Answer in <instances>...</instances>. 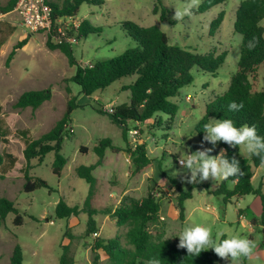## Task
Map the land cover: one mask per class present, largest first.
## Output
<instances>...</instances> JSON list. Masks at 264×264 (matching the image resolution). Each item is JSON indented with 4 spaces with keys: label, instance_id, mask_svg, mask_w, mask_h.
Here are the masks:
<instances>
[{
    "label": "rangeland",
    "instance_id": "obj_1",
    "mask_svg": "<svg viewBox=\"0 0 264 264\" xmlns=\"http://www.w3.org/2000/svg\"><path fill=\"white\" fill-rule=\"evenodd\" d=\"M203 1L199 0L191 16L182 19L175 17V10L181 9L186 0H103L102 4L84 2L81 5L77 18L87 19L100 28L73 44L74 56L84 66L117 56L135 44L124 29L123 22L128 20L143 26L158 25L172 43L196 49L201 54L212 50L228 51L226 61L216 75L194 70V82L183 87L174 98L180 109L172 123L154 119L136 124L128 122L134 132L128 131L126 138L123 128L107 111L120 103L130 102V90L123 86L134 81L136 76L116 81L86 96L81 92V86L72 80L76 66L70 65L62 51L47 46V33L31 32L23 27L14 11L0 13V38H7L0 50V132H7L0 133V150L11 152L18 159L12 170L5 172L0 168V197L13 200L24 217L21 225L14 223V213L0 219V264H11V256L18 244L23 248L22 264H61V246L70 242L76 264H105L108 255L104 250L93 248L94 238L108 240L120 236L125 242L126 228L119 226L116 218L104 210L113 211L128 196L141 199L151 189L161 200L158 225L165 235L179 234L189 214L194 213L192 218L197 223L212 225L214 234L222 230L225 238L230 234H242L255 241L256 247L250 257L234 262L223 258L218 264H264L261 199L246 195L226 202L222 195L215 193L222 179L189 183L186 177L191 173L173 158L175 155L179 160L189 149L195 151L205 147L213 148L209 155L220 153L219 142L213 145L203 140L206 133L199 123L205 115L206 105L228 89L241 54L242 36L235 31L234 23L243 0H226L200 13L198 8ZM7 2L0 0V6ZM223 10L226 12L224 21L212 34L210 24ZM26 37H29L28 43L17 51L8 65L7 57L13 46ZM263 74L264 70L257 82L258 89H264ZM45 88H51L52 98L38 109L15 107L18 97L26 90ZM74 97L78 106L71 114L72 132L65 137L61 150L67 164L61 175H57L53 171L54 152L43 159H33L31 174L45 179L49 187L25 191L26 138L21 131L28 130L33 139L49 131ZM182 133L186 135L180 138ZM105 139L112 142L106 148L102 163L94 170L97 183L87 206L85 200L90 184L77 175L76 168L96 163L99 156L95 147ZM140 145L144 146L146 160L150 163L136 171L133 154ZM83 147L87 148L85 152ZM240 151L243 157L250 156L245 145H240ZM253 183L255 187L262 184L264 192V163L254 167ZM174 186L186 191L192 189L193 196L184 201V217L177 206L179 191ZM228 186L233 188L232 183ZM62 199L71 206H79V214L68 220L56 218V206ZM90 209L98 212L93 214L95 228L91 237H86ZM70 236L74 238L70 239ZM169 238L179 243V236Z\"/></svg>",
    "mask_w": 264,
    "mask_h": 264
},
{
    "label": "trees",
    "instance_id": "obj_2",
    "mask_svg": "<svg viewBox=\"0 0 264 264\" xmlns=\"http://www.w3.org/2000/svg\"><path fill=\"white\" fill-rule=\"evenodd\" d=\"M53 8L54 18L77 17L81 5L84 2L91 4H102L103 0H48ZM226 0H204L198 11L203 13L212 7L224 3ZM18 0H8L0 6V13L13 11ZM225 10L213 19L210 24V32L216 33L225 18ZM264 0H243L237 11L234 29L242 36L241 54L237 61V69L233 74L228 89L211 100L206 105L200 127L203 128L210 118L232 119L237 127L257 126L259 135L264 136V89L257 88L262 71L264 70ZM124 29L135 42L121 54L98 59L89 65L78 63L73 53V45L67 42H58L57 26L48 33L47 46L51 49H59L68 58L70 65L76 66V72L72 80L81 86V92L86 96H91L99 90H103L112 83L127 77L136 76L131 83L124 85V89L130 90V102H123L112 110L107 111L111 119L119 124L123 130L125 138L130 130L128 122L143 123L154 119L156 121L167 120L173 122L178 114L180 105L174 100L179 95L181 89L190 85L195 80L194 70L208 72L216 75L220 67L225 63L228 51L218 53L215 50L206 54L196 52L179 44L172 43L169 36L158 26H143L135 21H125ZM100 31V28L93 26L89 20L81 19V25L77 30H72L70 35H76L78 39L87 37L91 33ZM255 38V47L249 48L248 43ZM6 37L0 38V50L6 42ZM29 41V37L19 40L7 57L9 65L19 49H22ZM264 77V74H263ZM52 98L51 88L39 90H26L17 99L15 107L38 109L44 102ZM243 103L239 110H231L229 105L232 102ZM78 106L76 98H72L63 116L56 122L53 128L43 133L38 138H30L28 130L21 131L25 136L26 146L24 155L26 165L24 174L26 182L24 190L34 191L37 188L49 187L48 182L41 177H33L31 161L35 158L43 159L50 152H54L53 171L61 175L67 158L61 154L65 137L72 132L71 114ZM2 104L0 101V112ZM158 123V122H157ZM6 134L5 130L0 132ZM5 142L8 140L3 138ZM111 139L100 141L95 147L98 153V160L92 165H79L76 168L77 175L85 179L90 184V192L85 200L89 206L90 200L95 192L97 176L94 174L95 168L100 165L105 158L107 146L111 145ZM221 150H226L229 157L235 155L240 160L242 174L237 177H229L223 180L216 189L217 195H222L226 202H231L234 197L255 195L261 199V223L264 226V192L262 184L255 187L253 183L254 167H259L264 163V153L261 155H251L243 157L240 145L232 147L224 141H219ZM83 152L87 150L83 147ZM223 154V153H221ZM135 170L140 171L149 164L145 157L144 146L140 145L133 154ZM173 158L177 161L175 155ZM18 159L11 152L0 150V168L5 172L12 170ZM229 183L233 184L230 188ZM179 191L177 206L180 209L181 217L185 216L184 201L193 196L192 189L183 190L179 186H174ZM162 210L161 200L156 197L154 189H151L146 196L141 199L126 197L121 204L113 211L105 209L106 213H111L117 220V224L126 228L124 233L125 242L120 236L108 240L94 238L93 248L104 250L108 258L105 264H150L155 259H160V264H218L223 259L214 250H203L199 255L192 256L186 248L179 247V243L172 238L164 239L165 231L159 227V218ZM79 206H71L62 199L56 206V218L68 220L72 216L78 215ZM90 219L87 236L95 228L93 214L98 210L90 209ZM14 213V223L21 225L24 217L14 201L2 196L0 197V219L4 220ZM97 232V231H95ZM98 233V232H97ZM74 236H70V239ZM84 238V237H83ZM225 238V237H223ZM60 256L61 264H76L75 251L71 242L64 244ZM99 259V258H97ZM24 260L23 248L18 244L14 248L11 256V264H22Z\"/></svg>",
    "mask_w": 264,
    "mask_h": 264
},
{
    "label": "clouds",
    "instance_id": "obj_3",
    "mask_svg": "<svg viewBox=\"0 0 264 264\" xmlns=\"http://www.w3.org/2000/svg\"><path fill=\"white\" fill-rule=\"evenodd\" d=\"M198 2L199 0H186L181 9L175 10V17L182 19L184 16H191ZM255 44L254 38L249 41L248 47L253 48ZM242 107L243 103L237 104L234 101L229 105L231 110H239ZM203 127L206 133L203 140L212 142L213 145L216 142L224 141L232 147L245 145L247 152L251 155L264 153V136L258 134L255 124L237 127L230 118H211ZM184 135L186 134L182 133L180 138ZM212 151L213 148L205 147L195 151L189 149L184 152L185 155L180 158L179 162L186 172L191 173L186 177L189 183H199L209 178L228 180L229 177H237L242 174L240 160L235 155L229 157L226 150H221L217 155H209L208 153ZM193 214H189V218L179 234L169 233L165 235L164 239L179 236L178 246L186 248L192 256L199 255L201 251L208 249L214 250L219 257L232 262L252 255L256 247L254 240L242 234H230L227 238H222L225 236L222 230H217L214 234L212 225L197 223L192 218ZM150 264H160V259L155 258Z\"/></svg>",
    "mask_w": 264,
    "mask_h": 264
},
{
    "label": "built area",
    "instance_id": "obj_4",
    "mask_svg": "<svg viewBox=\"0 0 264 264\" xmlns=\"http://www.w3.org/2000/svg\"><path fill=\"white\" fill-rule=\"evenodd\" d=\"M13 11L18 15L21 25L31 32H45L48 34L57 26L58 34L55 35V38L58 42L65 41L73 45L79 40L76 35H70V32L80 27L81 19L69 16L56 20L53 8L48 0H18ZM129 131L130 133L134 132V130ZM179 160L178 164L181 165ZM95 235H98V233L95 232Z\"/></svg>",
    "mask_w": 264,
    "mask_h": 264
},
{
    "label": "crops",
    "instance_id": "obj_5",
    "mask_svg": "<svg viewBox=\"0 0 264 264\" xmlns=\"http://www.w3.org/2000/svg\"><path fill=\"white\" fill-rule=\"evenodd\" d=\"M162 218V217H161Z\"/></svg>",
    "mask_w": 264,
    "mask_h": 264
}]
</instances>
